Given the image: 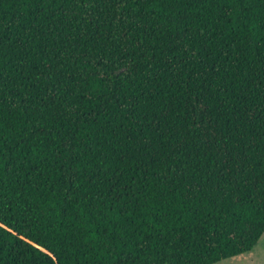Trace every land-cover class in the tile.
<instances>
[{
	"label": "trees",
	"instance_id": "obj_1",
	"mask_svg": "<svg viewBox=\"0 0 264 264\" xmlns=\"http://www.w3.org/2000/svg\"><path fill=\"white\" fill-rule=\"evenodd\" d=\"M255 233L264 0H0V264H214Z\"/></svg>",
	"mask_w": 264,
	"mask_h": 264
},
{
	"label": "rangeland",
	"instance_id": "obj_2",
	"mask_svg": "<svg viewBox=\"0 0 264 264\" xmlns=\"http://www.w3.org/2000/svg\"><path fill=\"white\" fill-rule=\"evenodd\" d=\"M214 264H264V234L260 236L257 244L250 251Z\"/></svg>",
	"mask_w": 264,
	"mask_h": 264
},
{
	"label": "snow or ice",
	"instance_id": "obj_3",
	"mask_svg": "<svg viewBox=\"0 0 264 264\" xmlns=\"http://www.w3.org/2000/svg\"><path fill=\"white\" fill-rule=\"evenodd\" d=\"M258 239H259V233L250 234V236H249V246L251 245V243L258 242Z\"/></svg>",
	"mask_w": 264,
	"mask_h": 264
}]
</instances>
